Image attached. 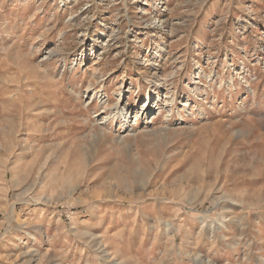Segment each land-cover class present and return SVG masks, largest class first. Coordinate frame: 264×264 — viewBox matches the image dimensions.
I'll return each instance as SVG.
<instances>
[{
	"label": "rangeland",
	"instance_id": "rangeland-1",
	"mask_svg": "<svg viewBox=\"0 0 264 264\" xmlns=\"http://www.w3.org/2000/svg\"><path fill=\"white\" fill-rule=\"evenodd\" d=\"M0 264H264V0H0Z\"/></svg>",
	"mask_w": 264,
	"mask_h": 264
},
{
	"label": "bare ground",
	"instance_id": "bare-ground-1",
	"mask_svg": "<svg viewBox=\"0 0 264 264\" xmlns=\"http://www.w3.org/2000/svg\"><path fill=\"white\" fill-rule=\"evenodd\" d=\"M125 117V116H124Z\"/></svg>",
	"mask_w": 264,
	"mask_h": 264
}]
</instances>
